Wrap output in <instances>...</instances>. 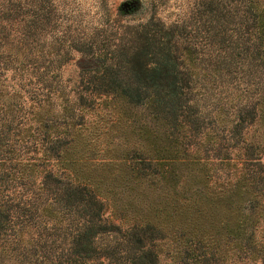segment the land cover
<instances>
[{"label":"trees","instance_id":"obj_1","mask_svg":"<svg viewBox=\"0 0 264 264\" xmlns=\"http://www.w3.org/2000/svg\"><path fill=\"white\" fill-rule=\"evenodd\" d=\"M57 8L0 0V264H264V0L109 55Z\"/></svg>","mask_w":264,"mask_h":264},{"label":"rangeland","instance_id":"obj_2","mask_svg":"<svg viewBox=\"0 0 264 264\" xmlns=\"http://www.w3.org/2000/svg\"><path fill=\"white\" fill-rule=\"evenodd\" d=\"M59 13L58 25L54 33L64 41L72 36L91 39L96 36L99 42L96 51L109 52L113 48L130 45L136 34L159 23L167 26L190 17L200 0H54ZM155 26V25H152ZM99 46V47H97ZM67 47V45H65ZM68 48V47H67ZM71 57L64 76L73 75L77 70L95 65L97 58L70 49ZM264 160V156H263Z\"/></svg>","mask_w":264,"mask_h":264}]
</instances>
